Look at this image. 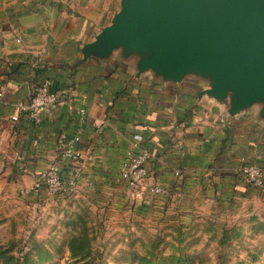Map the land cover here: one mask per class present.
<instances>
[{"label": "crops", "instance_id": "obj_1", "mask_svg": "<svg viewBox=\"0 0 264 264\" xmlns=\"http://www.w3.org/2000/svg\"><path fill=\"white\" fill-rule=\"evenodd\" d=\"M118 4L0 0V226L10 233L25 225L32 238L37 229L38 242L60 238L53 256L76 233L70 229L86 221L116 230L130 225L136 240L150 231L165 241L175 231L212 225L237 214L239 203L255 191L237 173L241 159L264 165V125L255 112L228 117L223 107L198 98L201 83L170 86L149 75L136 80L130 64L114 60H89L71 71L60 67L79 57ZM45 81L60 104L34 126L17 106ZM75 136L83 167L76 195L34 190L40 172L62 164L61 144ZM134 142L149 151L150 181L165 195L136 201L128 185L117 182ZM22 190L27 194L20 195ZM62 252L65 257L66 247Z\"/></svg>", "mask_w": 264, "mask_h": 264}, {"label": "water", "instance_id": "obj_2", "mask_svg": "<svg viewBox=\"0 0 264 264\" xmlns=\"http://www.w3.org/2000/svg\"><path fill=\"white\" fill-rule=\"evenodd\" d=\"M89 60L130 64L136 80L201 83L198 98L231 118L254 111L264 125V0H119L109 24L60 67Z\"/></svg>", "mask_w": 264, "mask_h": 264}, {"label": "rangeland", "instance_id": "obj_3", "mask_svg": "<svg viewBox=\"0 0 264 264\" xmlns=\"http://www.w3.org/2000/svg\"><path fill=\"white\" fill-rule=\"evenodd\" d=\"M253 189L251 197L237 206V214L217 219L212 225L196 226L197 229L193 228L190 233L175 231L170 236L178 238L173 237L170 241L150 231L136 240L131 236L133 228L128 224L126 228L116 230L111 224L92 226L85 220L87 232L95 238V249L103 251L106 264H127L133 256L143 258V264H163L169 256L182 257L183 264H264V187ZM80 226L69 228L70 232H79ZM6 228L0 226V253L12 248L18 255L29 241V228L22 225L20 231L12 230L10 233ZM118 234L119 239L116 237ZM31 235L37 238L38 230L35 229ZM182 237H185L184 241L179 240ZM43 242H39L42 248L55 253L54 248L60 243V238L53 237L51 242ZM55 257L52 264H66L64 258ZM3 262L0 257V264Z\"/></svg>", "mask_w": 264, "mask_h": 264}, {"label": "built area", "instance_id": "obj_4", "mask_svg": "<svg viewBox=\"0 0 264 264\" xmlns=\"http://www.w3.org/2000/svg\"><path fill=\"white\" fill-rule=\"evenodd\" d=\"M60 96L51 87V83L45 81L39 84L27 101L17 106V111L25 113L27 119L34 126H39L42 116L49 108L60 104ZM81 114L83 111L81 110ZM13 121L17 117L12 118ZM80 139L78 136L63 142L60 149L61 163L49 165L40 172L33 189L43 190L48 196H74L76 195L78 183L81 178L82 166L80 165L81 154L77 149ZM150 160L149 151L132 143V146L124 154L117 182H124L128 185L132 198L141 201L145 194L153 196H163L166 190L156 186L150 181L147 163ZM68 170L65 177L64 171ZM242 182L252 188L262 189L264 187V165L258 166L244 159H241L237 170ZM27 192L22 190L20 195Z\"/></svg>", "mask_w": 264, "mask_h": 264}, {"label": "trees", "instance_id": "obj_5", "mask_svg": "<svg viewBox=\"0 0 264 264\" xmlns=\"http://www.w3.org/2000/svg\"><path fill=\"white\" fill-rule=\"evenodd\" d=\"M46 70H43L45 72ZM34 91V90H33ZM83 222L79 232L75 233L71 239L63 242L61 246L57 247L56 253L63 254L62 249L66 247L67 253L65 257L66 264H106L103 251H97L93 243L95 238L88 234L89 230ZM21 250L16 255L12 248H7L0 253L4 264H52L56 257L53 256L50 250L42 248L41 243L36 241L31 236L28 238ZM14 248V247H13ZM8 251V252H7ZM182 257L169 256L165 258L163 264H183ZM163 262V261H162ZM143 264V258L133 256L130 263L127 264ZM188 264H191L190 262Z\"/></svg>", "mask_w": 264, "mask_h": 264}]
</instances>
